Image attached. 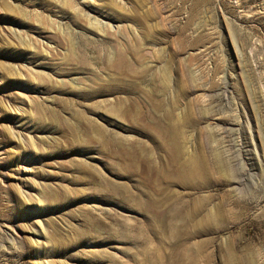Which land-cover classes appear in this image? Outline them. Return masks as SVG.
I'll return each mask as SVG.
<instances>
[{
  "label": "rangeland",
  "instance_id": "1",
  "mask_svg": "<svg viewBox=\"0 0 264 264\" xmlns=\"http://www.w3.org/2000/svg\"><path fill=\"white\" fill-rule=\"evenodd\" d=\"M0 264H264V0H0Z\"/></svg>",
  "mask_w": 264,
  "mask_h": 264
},
{
  "label": "bare ground",
  "instance_id": "2",
  "mask_svg": "<svg viewBox=\"0 0 264 264\" xmlns=\"http://www.w3.org/2000/svg\"><path fill=\"white\" fill-rule=\"evenodd\" d=\"M183 169H184V167H183ZM180 170V169H179ZM193 174V173H192ZM174 231V230H173ZM197 254V253H196ZM196 254H192V256H194L195 255V257L197 256ZM199 256H197L196 258H198Z\"/></svg>",
  "mask_w": 264,
  "mask_h": 264
}]
</instances>
